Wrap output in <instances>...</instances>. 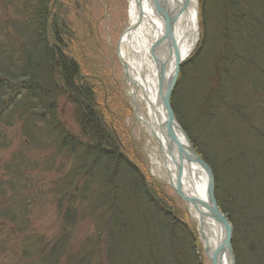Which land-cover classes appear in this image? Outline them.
<instances>
[{
    "label": "trees",
    "instance_id": "16d2710c",
    "mask_svg": "<svg viewBox=\"0 0 264 264\" xmlns=\"http://www.w3.org/2000/svg\"><path fill=\"white\" fill-rule=\"evenodd\" d=\"M0 10V150L12 146L7 129L22 136L0 172L11 188L0 190V264H205L184 210L124 146L107 101L79 73L71 11L54 0H0ZM200 32L172 107L214 171L236 263L264 264V0H200ZM42 166L57 172L51 188L29 174ZM49 194L54 235L32 219Z\"/></svg>",
    "mask_w": 264,
    "mask_h": 264
},
{
    "label": "rangeland",
    "instance_id": "374dc122",
    "mask_svg": "<svg viewBox=\"0 0 264 264\" xmlns=\"http://www.w3.org/2000/svg\"><path fill=\"white\" fill-rule=\"evenodd\" d=\"M54 1L64 11L66 9L71 11V15L74 18L73 26L75 38L72 43V52L77 57L76 59L73 56V59L76 60L77 63H80V65L83 64V66L77 64L78 68L80 66L79 73L82 77L90 81L89 83L95 87L98 96H102L101 100L105 104L107 101L109 105V110H107L108 113L111 115L112 119L114 118L116 123L121 126V128H119V133L124 141V146L143 164L147 174L154 179V181L157 180L156 182L174 199L177 206L184 210L186 220L193 226L197 233V251L199 255L205 264H213L206 253V242L202 237L201 227L199 222L192 216L190 206L175 194L166 181L167 177L164 173V169L159 167L157 160L153 161L154 158H161V149L156 139L152 136L150 128L147 126V124H149L147 121L149 114L148 104L142 91L140 89L138 90L137 76H134V70H129V79L126 74V69L119 57L118 46L121 43L123 34L131 25V0ZM76 10H79L81 15L78 16ZM3 12V10H0V17L3 15ZM81 67L83 68L81 69ZM127 105L130 107V110ZM136 106L137 110L135 109ZM61 113L64 119L72 125H75V123L73 124L71 107L67 103L61 105ZM6 133L7 137L13 140V143L11 147L0 150V172L3 170L5 163L11 158L12 154H14V151L21 148L19 140L22 136L18 133V128L7 129ZM62 159L63 158H58L59 164ZM162 172L164 173L165 180L157 179V176ZM29 174L34 178L40 179L41 187L45 184L48 188L53 186L51 181L58 177L56 170H44V166L36 170H31ZM0 190L9 192L11 188L8 184L4 186L0 184ZM2 191H0V193ZM53 197L54 195L52 194L46 196L47 202L35 208L32 219L33 222L36 223L35 225L48 230L54 235V233H58V231L57 229L55 230L56 208L52 201ZM89 224V221H84L80 228H78V234L74 236L75 242H71V249H76L78 247L77 242L87 234V227ZM11 244L13 246V243ZM13 247L10 256H6L9 261L14 260L13 257L16 251Z\"/></svg>",
    "mask_w": 264,
    "mask_h": 264
},
{
    "label": "bare ground",
    "instance_id": "6f19581e",
    "mask_svg": "<svg viewBox=\"0 0 264 264\" xmlns=\"http://www.w3.org/2000/svg\"><path fill=\"white\" fill-rule=\"evenodd\" d=\"M159 1L173 18L172 35L170 37L167 35L165 18L158 12L154 0H131V25L121 38L120 53L121 57L128 62L129 70L133 69L134 76H137L138 90L142 91L148 104L149 128L156 134L158 144L162 143L166 151L168 140L163 133L166 112L159 95V61L166 65V79H168L177 66V55L172 42L177 46L181 60L192 53L199 37V0ZM158 40L162 43L154 55L151 51L152 46ZM174 130L178 140L187 146L188 143L182 131L176 127ZM161 163L158 161L159 166L163 165ZM163 166L166 169L165 164ZM207 183L208 178L203 167L195 162H186L183 165V184L187 192L207 201ZM190 208L192 216L199 222L202 237L214 249L221 241L222 226L210 215L200 214L191 206ZM202 210L206 212L205 208ZM222 261L223 264H231L228 253L223 254Z\"/></svg>",
    "mask_w": 264,
    "mask_h": 264
},
{
    "label": "water",
    "instance_id": "95a60500",
    "mask_svg": "<svg viewBox=\"0 0 264 264\" xmlns=\"http://www.w3.org/2000/svg\"><path fill=\"white\" fill-rule=\"evenodd\" d=\"M157 10L160 14H162L166 21V30L167 35L170 37L172 35V21L173 18L167 13V11L163 8L159 0H154ZM167 35L165 37H167ZM199 40V38H198ZM197 40V42H198ZM162 43L161 40H158L152 46V53L157 50V48ZM121 44V43H120ZM197 44V43H196ZM173 47H175V52L177 55L176 61L177 66L171 75L170 78L166 79V65L159 61L160 75L158 79L159 85V95L161 99L162 106L166 112V120H165V130L163 131L167 137V147L166 151L164 150V146L161 143V148L163 150V156L165 159L166 171L168 173L170 179V185L173 188L174 192L178 194L186 203L190 205L192 208L196 209L200 214L210 215L215 219V221L222 226L223 235L221 241L217 244V246L212 249L210 245L206 243V253L208 257L211 259L213 264H223L222 257L224 253H228L230 257L231 264L236 263V257L233 251V226L229 220V218L222 212L220 209L217 198L215 195V175L212 167L203 159V157L197 152L194 146L191 144V141L182 128L180 123L178 122L175 112L171 103V96L173 89L176 86L178 75L180 72V66L185 60H181L179 56V51L177 46L172 42ZM118 53L120 60L126 69V74L129 77V65L128 62L121 57L120 53V45L118 46ZM155 55V54H154ZM78 66V65H77ZM137 110V106L135 107ZM149 127V124H147ZM179 128L184 134L188 145L184 146L176 137L174 128ZM151 133L157 138L156 134L150 130ZM169 138V139H168ZM186 162H195L204 168L205 173L207 174L208 183V200L204 201L197 196L189 193L184 188L183 184V165ZM202 208L206 209V212H203Z\"/></svg>",
    "mask_w": 264,
    "mask_h": 264
}]
</instances>
